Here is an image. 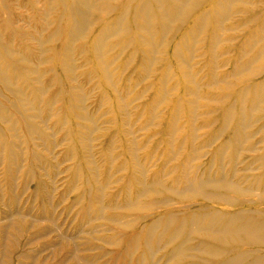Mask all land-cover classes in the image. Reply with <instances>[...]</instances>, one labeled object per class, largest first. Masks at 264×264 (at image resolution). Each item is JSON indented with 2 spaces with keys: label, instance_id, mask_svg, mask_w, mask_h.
Here are the masks:
<instances>
[{
  "label": "rangeland",
  "instance_id": "1",
  "mask_svg": "<svg viewBox=\"0 0 264 264\" xmlns=\"http://www.w3.org/2000/svg\"><path fill=\"white\" fill-rule=\"evenodd\" d=\"M72 1L0 0V66L11 65L6 73L22 94L13 95L0 81V264H178L167 252L169 245L159 249L158 233L149 241L142 235L155 217L172 218L177 212L191 218L170 245L187 240L182 246L188 255L199 257L204 236L189 229L193 215L264 210V100L238 96L243 87L264 80V54L253 62L257 47L247 49L248 38L260 36L257 24L247 27L255 31L252 38L248 29L232 31L235 22L251 16L234 14V1L224 23L212 19L207 30L190 27L212 6L213 0H204L188 15L189 22L170 20L166 30L156 26L150 36L133 33L131 41L109 34L111 47L105 42L98 47L94 37L107 31L105 24L129 28L127 16L120 26L113 24L117 11L101 13L123 0H87L100 11H89L85 17L91 22L76 35L69 29L79 17H70L66 9ZM243 1L263 6L260 0L238 3ZM257 10L260 17L264 9ZM218 24L225 31H218L211 44ZM55 30L59 33L49 39ZM71 33L75 37L69 38ZM139 37L152 39L151 45L131 48ZM174 45L180 51L176 59L170 54ZM9 48L29 59L30 72L7 56ZM97 56L107 68L100 67ZM248 62V71L231 76L234 65ZM203 179L212 185L205 193L224 202L192 195ZM218 179L243 192L216 188ZM164 200L167 205H151ZM131 237L136 241L130 248ZM238 249L245 254L259 249L264 255L260 245L243 243Z\"/></svg>",
  "mask_w": 264,
  "mask_h": 264
},
{
  "label": "bare ground",
  "instance_id": "2",
  "mask_svg": "<svg viewBox=\"0 0 264 264\" xmlns=\"http://www.w3.org/2000/svg\"><path fill=\"white\" fill-rule=\"evenodd\" d=\"M101 1H107V0H101ZM202 1H204V0H123L122 3L118 7H107V8H105V10L102 9L101 13H104L106 15L111 13V15H112L113 12L116 13V11H117V14H114L117 17H115L116 19H115V21H113V24H115V25L120 24V26H122L123 23H125L123 21H125V17L127 16V20L129 19L128 20L129 28L120 27V29L119 28L117 29L116 26H113L112 24L111 25L113 27L104 23L106 26L104 25L102 29L103 30L106 29L107 31L103 32V33L102 32L97 33V35L94 37V40H95L94 43H96L98 45V47L101 46L102 45L101 43H104V42L106 43L107 39L110 38L109 34L114 35V36L117 35V37L120 36V37L126 38L130 41L132 40V38L135 37L133 35V33H135L136 35H139V33L143 32L142 34L145 33L146 35L150 36L152 32H154V31L156 32V30H157L156 26H158V28L161 29L160 31H162V29L166 30L168 28L167 24L170 20H173V22H178V23H186L189 20V18L186 20L188 15L191 13V11H194L198 7V5L201 4ZM238 1L240 2V0H213L212 6L207 11H201L197 15V17L195 19H193L191 24L189 23V25H190V27H195V28L199 29V31L200 30H207L210 20L213 19V21L216 23H220L223 21L225 22L226 19L230 15L229 10L232 7L231 5H234L232 2L238 4L237 9L233 12L234 14H236V15H238V14H250L251 16H249L248 19L242 20V21L239 20L240 18H238L239 21L235 22L234 23L235 26L233 28L230 27V29L232 31H235V30L239 31L240 30L239 27H241V29L246 30V29H248L247 27H250V26L253 27L254 24L255 25L257 24V27H258L259 32H260V36L258 35L259 38L255 36L257 39H249L248 38L247 43H248L250 48L246 47L247 49H251V47H255V48L257 47L256 51H254L255 52V54H253L254 56L253 57L250 56V58L251 57L253 58L252 59L253 62H256L260 59L259 55L264 54V16H262V14L264 12L260 13V15H261L260 17L258 15L256 16V14L258 13L257 9H261V10L264 9L263 8L264 0L258 1V2H260V5H263L261 7H258L257 6L258 3H255L253 0H252L253 1L252 3H247L245 1H243V4L241 3L243 7H239V5H241V4H239ZM255 4H257V5H255ZM246 7H247V10H246ZM66 9H67V13L70 14V17H73V16L79 17V18L76 17L77 20L72 21L73 23L70 24V29L68 28L69 30L74 31L75 35H76V33L79 32L81 27H83L84 25L87 26V24L91 22V21L89 22L88 19L85 17L87 13L89 14V11L90 12L96 11V10L100 11V8H98V6L96 4L95 5L88 4L87 0H74V1H72V4L70 6H68ZM129 11H130V13H129ZM124 12H127V14H125ZM72 19H75V18H72ZM5 20L11 21V20H9V18H7ZM124 25L126 26L127 23ZM219 25L220 24L217 25V27H218L217 29H219V30L214 31L213 37L211 36L212 37L211 44H215L214 42H216L215 41L216 37L218 38V36H219L218 31H222V30L225 31V28L224 29L219 28ZM215 28H216V26H215ZM254 29L256 30L257 28L255 27ZM252 31H254V30H252V28L248 29L249 37H251V36L253 37ZM109 32H111V33H109ZM58 33H59V30H55L49 36V39H52ZM80 33L82 34L83 31ZM160 33H159V36L161 35ZM196 33H197V31H196ZM256 33L258 34L257 30H256ZM165 34H162V35H165ZM186 34H188V33H186ZM200 34L203 35L202 32ZM73 35L74 34L71 33V35H69V38ZM75 35H74V37H75ZM154 35L158 36L156 33ZM188 35H190V34H188ZM202 35H200V36L202 37ZM78 36L80 37V35H77V37ZM114 36H112V37H114ZM194 36H196V35H192V37H194ZM160 37H159V39H160ZM190 37H191V35H190ZM192 37H191V39H192ZM201 37H200V41H201ZM139 38L140 39H137L138 41L136 43H134V45L131 46V48L135 47V45H137V46L139 45L141 47H142V45H144V47H145V45H148V46L151 45L149 43L152 41V39L149 40L148 37H139ZM0 39H1V37H0ZM72 39H73V37H72ZM159 39H157V40H159ZM229 40L232 41L233 39H229ZM37 41L43 43V41L41 39H38ZM161 41H162V43L164 42L163 40H161ZM179 41L183 43V41H181V39ZM197 41H198V38H197ZM222 41H223V39H222ZM68 42H69V40H68ZM110 42L111 41H109L107 43H110ZM107 43L105 45H108ZM159 43H161V42H159ZM188 43H190V44L194 43V40H193V42L189 41ZM110 44L112 45V43H110ZM128 44L129 43L127 42V46H128ZM165 44L166 43H163V45H165ZM183 44H181V45L184 46ZM190 44H188V46H190ZM109 45H108V48L111 47V46L109 47ZM160 45L163 46L162 44H160ZM185 45H186V43H185ZM66 46H69V45H66ZM66 46L64 45V48L66 50H69L70 48L68 49V48H66ZM98 47H95L96 50H98ZM123 47H124V45H122V49L121 48L120 49L123 50ZM126 47H124V49ZM104 48H106V47H104ZM108 48H106V49H108ZM137 48H139V47H137ZM117 49H119V47ZM134 49L135 48H133L132 51H134ZM146 49H147V47H146ZM157 49H159V47ZM247 49H242V50L244 51ZM253 49H251V50H253ZM13 50L14 49L9 48V51L6 53L7 56L10 57L11 59H13L16 63L24 65V67H22L21 69H23L24 71L27 70L30 72V70L32 68H29V66H28L29 65L28 63H31L29 61V59L26 56H23L21 54L17 55V53H16L17 51L14 52ZM91 50L93 51V49H91ZM150 50L152 52L154 50V47ZM190 50H192V49H190ZM147 51H145V52H147ZM157 51L158 50H156L154 52H157ZM248 51H247L246 55H249L251 53V52L249 53ZM96 52H95V54H96ZM158 52L161 53V51H158ZM67 53H70V52L68 51ZM252 53H253V51H252ZM141 54H142V52H141ZM146 54H148V53H146ZM157 54H159V53H157ZM170 54L174 57V59L180 57V51H179L178 45L177 46L174 45L172 52ZM243 54H245V52ZM152 55H153V53H152ZM239 56H241V54ZM128 57H130V56H128ZM148 57H151V55L148 54ZM190 57H191V54H190ZM241 57H242V59H244V56H241ZM241 57H240V59H241ZM258 57H259V59L254 61V58H258ZM97 59H99L98 61L102 62L101 57L98 58V56H97ZM152 59L157 60V61L160 60V59L153 58V57H152ZM242 59L240 61H242ZM154 60H152L153 62L152 61L150 62V58H148V61L150 63H154L155 62ZM38 61L40 62V59ZM177 61H178V59H177ZM238 61H239V59H238ZM106 62H108V61H106ZM179 62L182 63V60ZM250 64H252V63L251 62L250 63L248 62V64L242 63V65L240 63L236 64V65L233 64L234 65L233 66L234 71H232L233 73H231V76H233V77H234V75L238 76V74H239L238 72H240V71H241V74H242V71L243 72L248 71V68H250L252 66V65L250 66ZM62 66H64V65H62ZM70 66L71 65H69V67ZM102 66H105L107 68V65H105V64L100 65V67H102ZM184 66H185V68H187L186 65H184ZM8 68L11 69V65H8L5 69L8 70ZM69 69L65 68V72ZM165 69H167V71H168V67ZM6 70H3L2 67L0 66V81L2 82L3 85H5L8 88V91L10 93H12L13 95L21 96L22 94L20 93L21 92V90H19L20 88L18 86L16 87V85L12 82V79L8 76V74L6 73ZM255 70H257V69H255ZM164 71H163V73H164ZM167 71H165V74L169 73ZM14 72L16 73L17 70H14ZM68 72H70V70ZM250 72H252V71H250ZM106 74H108V73H106ZM183 74H185V73H183ZM168 75H170V74H168ZM105 76H107V75H105ZM162 80L163 79H161V81ZM263 92H264V80L261 82H258V83L256 82L255 84H250L246 88L243 87L241 89V91L238 92V96L240 97V100H242L243 98H246L249 95L250 97H248V98L252 99L251 98V96H252V97H254V102H259V101L264 100V97H263L264 93ZM239 97H238V99H239ZM248 98H246V99H248ZM248 101L250 103V100H248ZM191 102H189V103H191ZM240 104H241V102H240ZM241 105H243V104H241ZM241 105H240V107H241ZM253 105H255V103ZM243 108H245V106ZM247 108L250 109V106H248ZM249 109H247V110H249ZM238 113L243 118V113H241V112H238ZM248 114H251V113L249 112ZM241 117H240V119H242ZM199 180L202 181V179H199ZM208 180L211 181V179H208ZM203 181H204L203 182L204 185H202L200 187L198 186L199 187L198 192L196 191L197 187H195V186L199 185V184L197 183L198 181L197 182L195 181L197 184H195V186L192 187V189L195 188V190L192 192V195H198V196L200 195L201 197L206 198L208 200L210 199L211 201L218 200V202H224L225 198L218 195V194H207V193H205V191H206L205 188H212V185H209L210 181L205 182L204 179H203ZM216 181H218L220 183L219 185L215 184L216 188H223V189H228V190H234L236 192H243V190L238 185H236L235 183H232L230 181H226L223 179H218ZM206 183H209V184H206ZM184 187L187 188L186 185ZM153 188H154V186H153ZM145 189H147V188H145ZM188 189H190V187ZM180 193H182V192H180ZM185 193H186V191H185ZM181 196H184V193ZM251 202L253 203L254 201L251 200ZM136 204H138V203H136ZM152 204L164 206V205L168 204V201H165V200L161 201V202L153 201V203L151 202V205ZM235 204H237V203L234 202V205ZM240 204H242V203H238V205H240ZM135 209H137V208H135ZM211 213H217V212L213 211ZM193 214H195V213H193ZM205 214H207V213H205ZM192 217H193V219H191L189 221L188 227L193 233L202 234L204 236V238H202L198 244L202 247V249H203L202 253L205 255V257H201L202 253H199L200 254L199 257H197V256L194 257L195 255H188V253H187L188 248L185 246H182V244L186 243L187 240H183L175 246L170 245L172 242H178V240H179L178 237L182 236V233L184 231L183 229H184V227H186V223H185L186 218H187V220H189V218H191L190 215L189 216L184 215L183 212L174 213V216L172 218L167 217V215H160V216L155 217V219H153L149 224L142 227L144 230L142 235H143V237H146L148 239L150 237L149 236L150 234H152L154 232L158 233L157 239H159L161 242L160 244H158L159 249L160 248L163 249V247H165L166 245H169L170 247H169L167 252L171 258H173L175 255L177 256L176 259L179 262L178 264H184V263L187 264L188 262H191L192 258L193 259H192L191 263H193V264H210L213 261V258L216 256L221 257V259L219 260L220 264H240L247 257L249 259L251 257V261H250V263L248 262V264H264V255L260 254L261 250H259V249H258V251L252 250L251 252L249 251L248 254H245L244 252L238 251L239 250L238 247L240 245H242L243 243L250 245V246L260 245L264 249V210L240 209L237 212L229 213V214H226V213L215 214V215L210 214V215H205V216L204 215L203 216H201V215L197 216V214H195ZM184 218H185V220H184ZM199 223L201 225H199ZM169 224H172V227H170ZM135 235H136V233H135ZM135 241H136L135 238L131 237L128 240L127 246L132 245ZM148 241H149V239H148ZM231 243H232V247L227 248L226 250L222 249L221 245L227 244V246H229ZM145 247H149V246L147 245ZM130 248H131V246H130ZM192 248H190V249H192ZM194 248H196V247H194ZM192 250H195V249H192ZM222 250L225 251L224 254H223ZM225 256L228 258H226ZM187 257H190L191 259L188 261V260H186Z\"/></svg>",
  "mask_w": 264,
  "mask_h": 264
}]
</instances>
